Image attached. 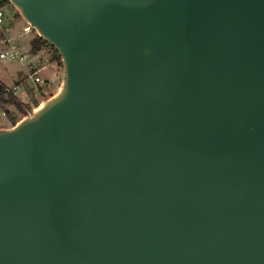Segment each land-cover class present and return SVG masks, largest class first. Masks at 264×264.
<instances>
[{"label":"water","instance_id":"water-1","mask_svg":"<svg viewBox=\"0 0 264 264\" xmlns=\"http://www.w3.org/2000/svg\"><path fill=\"white\" fill-rule=\"evenodd\" d=\"M61 60L0 127V264H264V0H7Z\"/></svg>","mask_w":264,"mask_h":264},{"label":"rangeland","instance_id":"rangeland-1","mask_svg":"<svg viewBox=\"0 0 264 264\" xmlns=\"http://www.w3.org/2000/svg\"><path fill=\"white\" fill-rule=\"evenodd\" d=\"M2 11L5 18L4 23L0 26V40L4 36V33H9L6 36L10 40V35L16 36V39L11 41L20 48V51L25 52L27 48L30 51L31 42L36 38L34 31L24 32L23 29L26 24L10 4L3 6ZM5 45V42H0L1 53L9 50V47L6 48ZM7 46L9 45L7 44ZM42 51L43 55L46 56V62H48H44V65H50L44 72L37 75L40 79L39 83H34L32 79H28L29 74L31 75L33 72L25 71L24 64L21 62L9 60L8 58L0 59V80L9 88L19 86L18 92L14 97H16L17 102L22 106L19 111L13 105H3L0 103V108L7 110L9 113L8 119L0 120V127H10L14 121L17 122L23 116H27L26 112L30 114L41 101L56 92L60 83L62 69L57 62L52 60V54L50 52L46 50ZM39 66L41 67V65Z\"/></svg>","mask_w":264,"mask_h":264},{"label":"built area","instance_id":"built-area-1","mask_svg":"<svg viewBox=\"0 0 264 264\" xmlns=\"http://www.w3.org/2000/svg\"><path fill=\"white\" fill-rule=\"evenodd\" d=\"M4 18H5V16L3 14L2 8H0V26L3 24ZM23 30L25 33L31 31V29L27 25L25 26V28ZM6 58H8L9 60L17 61V62H23L26 60V56L23 55V53L20 51V49L18 47H15V46L9 47V50L5 53H0V59H6ZM28 79H32L34 83L40 82V79L37 76H35L34 74H31V75L29 74ZM18 89H19V86H13L11 88L4 87L3 93H4L5 97L9 96V95L15 96L18 92ZM26 113H27V116H30V114L28 112H26ZM8 117H9L8 111L0 108V120L8 119Z\"/></svg>","mask_w":264,"mask_h":264},{"label":"crops","instance_id":"crops-1","mask_svg":"<svg viewBox=\"0 0 264 264\" xmlns=\"http://www.w3.org/2000/svg\"><path fill=\"white\" fill-rule=\"evenodd\" d=\"M3 23H4V21H3ZM25 28V27H24ZM12 31H14V30H12ZM10 33H11V31H10ZM13 33V32H12ZM9 33H7V34H5L4 33V36L3 37H1V40H0V42H5L6 43V45H5V47L6 48H8V47H11V46H15V47H17L14 43H13V41H11V40H15L16 39V36H14V35H10V37H11V40H10V38L8 37V36H6V35H8ZM7 44L9 45V46H7ZM19 48V47H18ZM20 49V48H19ZM29 50V48H27V50L25 51V52H22V50H21V52L23 53V55H25L26 56V60L25 61H23V62H21L22 64H24V70L25 71H31V72H33V74L35 75V76H37V75H39V74H41L42 72H44L47 68H48V66L50 65H44V62H46L47 60H46V56H44L43 55V51L41 50V51H39V52H32L31 51V49H30V51H28ZM1 53V52H0ZM40 61H41V63H40ZM46 63H48V62H46ZM38 64V65H37ZM43 64V65H42ZM39 65H41V67L39 66ZM39 66V67H38ZM42 80V79H41ZM43 81V80H42ZM0 83L4 86V87H6V85L4 84V83H2L1 82V80H0ZM43 84H44V82H43Z\"/></svg>","mask_w":264,"mask_h":264},{"label":"trees","instance_id":"trees-1","mask_svg":"<svg viewBox=\"0 0 264 264\" xmlns=\"http://www.w3.org/2000/svg\"><path fill=\"white\" fill-rule=\"evenodd\" d=\"M7 0H0V8H2L5 5H8ZM41 50H46L52 54V60L57 62L59 66L61 67V60L60 57L57 53V51L51 47L48 43L45 41L39 39L36 37L32 42H31V51L32 52H39ZM4 86L0 83V103L3 105H13L17 110H21V105L17 102L16 97L13 95L6 96L3 93ZM14 121L12 125L15 123Z\"/></svg>","mask_w":264,"mask_h":264}]
</instances>
